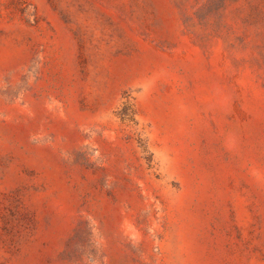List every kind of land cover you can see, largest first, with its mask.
I'll list each match as a JSON object with an SVG mask.
<instances>
[{
    "label": "rangeland",
    "instance_id": "1",
    "mask_svg": "<svg viewBox=\"0 0 264 264\" xmlns=\"http://www.w3.org/2000/svg\"><path fill=\"white\" fill-rule=\"evenodd\" d=\"M0 264H264V0H0Z\"/></svg>",
    "mask_w": 264,
    "mask_h": 264
}]
</instances>
